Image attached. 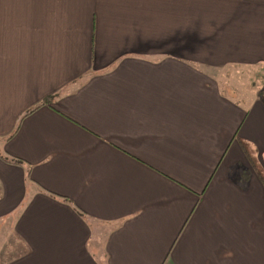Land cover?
I'll list each match as a JSON object with an SVG mask.
<instances>
[{"label": "crops", "instance_id": "crops-1", "mask_svg": "<svg viewBox=\"0 0 264 264\" xmlns=\"http://www.w3.org/2000/svg\"><path fill=\"white\" fill-rule=\"evenodd\" d=\"M231 65H264V0H0V150L30 166L0 158V264H264V92Z\"/></svg>", "mask_w": 264, "mask_h": 264}, {"label": "rangeland", "instance_id": "rangeland-1", "mask_svg": "<svg viewBox=\"0 0 264 264\" xmlns=\"http://www.w3.org/2000/svg\"><path fill=\"white\" fill-rule=\"evenodd\" d=\"M220 82L229 94L239 96L242 92H264V65L228 66L220 72ZM254 92V93H255ZM1 191V187H0ZM21 241L13 233L12 216L0 221V262L10 259L21 249Z\"/></svg>", "mask_w": 264, "mask_h": 264}, {"label": "trees", "instance_id": "trees-1", "mask_svg": "<svg viewBox=\"0 0 264 264\" xmlns=\"http://www.w3.org/2000/svg\"><path fill=\"white\" fill-rule=\"evenodd\" d=\"M32 110H30L29 112H27L26 114L30 113ZM25 114V115H26ZM16 131V130H15ZM242 147L245 149V151L248 149L247 146L242 145ZM0 158L6 162V163H10V164H15V165H24L25 167H27V172H29L30 166L27 165L26 163H24L22 160L6 155L3 151L0 150ZM250 158V156H249ZM264 183V180H263ZM79 215H81V211H77ZM12 218L14 219V216H12Z\"/></svg>", "mask_w": 264, "mask_h": 264}]
</instances>
